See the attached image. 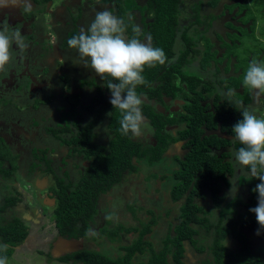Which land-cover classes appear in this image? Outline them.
<instances>
[{
	"label": "flooded vegetation",
	"instance_id": "af4514ba",
	"mask_svg": "<svg viewBox=\"0 0 264 264\" xmlns=\"http://www.w3.org/2000/svg\"><path fill=\"white\" fill-rule=\"evenodd\" d=\"M205 1L203 0V2ZM135 2L143 4L146 3V0H135ZM187 2V0H183V4L180 7V27L184 28L185 25H188L191 31L197 28L204 34L212 45L210 51H216L215 58H220V63L216 67L214 62L211 61L210 65L204 69L198 60L195 59L192 63H183L178 69H170L172 65L176 64L180 52L185 49L182 36L179 32L177 33L176 44L173 48L175 56L168 60L162 71L151 77L149 83L145 85L144 93L141 94L144 106L147 110L160 116L163 127L157 131V127L152 119L142 111L143 117L147 122V127L145 128L148 132L146 134L147 138H134L131 136L133 142L138 143L142 149L156 147L158 145V137L163 136L166 146L160 153V160L152 159L151 161V158L146 156H132L134 168L132 170H125L119 182L98 196L96 202L97 212L91 222L88 233L89 238H64L55 233L51 244L58 239L63 240L65 243V248H62L61 245H56L58 253L62 249L67 250L66 246H70L68 249L71 248L70 250H73L76 243H80L81 248H87L88 240L102 237L99 230L104 226L107 225L110 228L117 226H111V221L107 218L104 225L99 226L98 232H95L92 223L100 214L101 201L107 195L115 193L118 188L121 190L120 195L126 200L127 211L133 215L130 210L131 206H133L136 214H138L139 211L141 212L145 209V200L157 201L158 198L151 194L152 184H150V179L153 178L154 174V180L158 177L166 179L170 177L172 184L175 182L172 171L178 168L179 160H184L185 155L194 145V136L191 133H195V127L193 126L194 128L190 130L187 121L184 119L186 114L189 113V110H186V108L191 109L193 107L197 109V116L205 119L199 125L201 132L199 131L198 140L212 138L211 141L215 142V144H206L208 148L206 152L210 155H216L217 158L224 155L223 161L229 163L230 166L234 165V175L230 176L227 174L226 176L230 186L220 180V187L222 189L220 193L224 194L226 198H230V200L233 197H239L243 202L248 200V185L240 186L238 184V188H244L247 191L246 193H248L247 195L240 193L228 197L227 192H225V190L232 187L231 183H237L240 175L244 177L252 176L247 167L241 166V169L237 168V164L234 162V153L242 145L233 139V124L225 123L221 117L228 114L223 111H226L229 106L236 108L237 113H240L241 106L246 108L254 107L255 109L260 100L257 98L258 93L251 89V100H244L245 98L240 97L244 93L243 83H240L238 87H234L231 85L233 83L230 79L224 81L222 79L232 76L242 78L249 63L252 61L253 55L258 54L257 60L261 62L264 52L256 53L255 47L257 45H254L253 50L245 47L249 51H254V53L251 54V58L247 56V63H244L242 68L239 69L235 65L237 61L235 54L241 51L237 49L243 48L240 39L241 37L251 35L245 33L239 34V38L236 39V47L227 48L222 44L226 42L232 46L229 35L238 32V28L249 30L252 23H255L254 36L252 37L254 39L258 38L255 35V30L257 22L264 21V16H262L264 5L261 6L263 8L255 9L251 0H235L232 3L220 0L215 7H211L205 2L199 12L201 23L196 24L194 11L191 10L195 0H190V5ZM237 2L246 6L241 12H238L239 8L237 6L232 8L231 11L227 8L229 5ZM29 6L30 10H26ZM103 10H108L117 16L114 11V0H109L108 2L103 0H18L16 5L9 4L7 7H0V25L8 24L9 30H19L28 45L21 53L16 48V45L13 44V62L7 65L4 71L0 72V142H4L9 146L15 155V169L20 164L18 148L22 141L27 142V154L30 157V162L26 172L28 176H32L31 180L37 184L36 189H42L38 182H41L39 180L42 178V180H46L45 178H47V185L44 187L49 189V195L45 196V198L51 200L52 203L46 204V207L48 209L51 208L50 211L53 213L54 218L52 222L54 223V228L56 198L53 196L52 188L55 187V177L66 174L68 178L75 180L89 167V159L85 156L88 151L86 149L89 147L87 148L83 140L88 142L90 139V144L109 151L110 144L116 139L115 133L109 127L110 113L113 109L110 106L106 111L104 110L107 107L105 101L109 102L111 96L110 90H106L105 82L95 72L84 71L83 75L81 74L79 80L76 82L75 89L72 85V78H70L71 73L65 71L71 62V51L77 52L76 49L69 48L67 45L70 35L73 32H80L81 29L78 26H80L82 19H86L88 23L86 25L87 28L94 19L95 12ZM151 16V13H145L147 20ZM134 23L142 27L141 24L135 21ZM229 23L233 27L228 25ZM200 45L204 46L205 41H201ZM257 47H264V44ZM220 49H222V52H220ZM240 54L245 55L243 52ZM261 63H264V60ZM77 76L76 78H78ZM177 78L180 80L179 86L175 83ZM200 80H206L210 87H206L204 91H201L202 83L199 82ZM195 81H197L196 86H193ZM165 86L166 88H164ZM230 89L235 92L232 97V103H229V97L226 95ZM80 91L85 95V98L79 97ZM237 93H240V96H237ZM195 102H198L199 106L195 107ZM261 102L264 105V100H261ZM63 113H71L74 118L72 119L70 116L67 122L61 121L60 117ZM25 119L29 120L27 124H24ZM60 123L68 127V130L64 133H56L52 137L50 132L47 133L45 131V125H49L50 128L54 127L57 130ZM101 128L105 130L103 134L99 132ZM56 135H64L67 140L66 144H59V141L56 140ZM61 150L65 151L60 158L61 164L54 167L55 158L51 154H56ZM47 161L49 162V170L46 168ZM149 162L153 163L150 164ZM167 162H171L173 165L171 172L161 175L158 170L166 167ZM32 165L35 166V170L30 173ZM144 165L152 167L154 169L153 172L148 174H146L147 172H143ZM12 174H14L13 171ZM133 176H137L138 178L143 177L142 180L139 179L137 185L132 186L135 192L134 200L131 198L133 197L132 187L130 189L121 187L124 181H128V178ZM49 179H51V183H48ZM14 182L15 180L13 179L12 185H14ZM171 186L168 191L170 200L174 203L181 201L180 208L185 199L181 198L174 201L170 193ZM127 193L130 195L129 197ZM208 200L211 201L210 198L203 200L196 199L199 204L203 205ZM236 208L237 210H244L245 207L239 205ZM213 214L216 217L218 212L216 214L213 212ZM175 225H169L167 230L169 227L173 229ZM244 227L254 229L255 240L249 241L250 235L244 231ZM241 230L243 236L253 246L256 243L261 244L264 241L263 233L259 236L260 238L256 237L253 225L248 226L246 223L241 227ZM166 235L167 233L165 232L162 243ZM124 238L122 234V242ZM162 243L159 245L160 247ZM188 251H192L194 253L193 256L189 255ZM199 254L188 249L183 260L184 264H190V262L197 259ZM203 259L198 260V264H201Z\"/></svg>",
	"mask_w": 264,
	"mask_h": 264
},
{
	"label": "trees",
	"instance_id": "16d2710c",
	"mask_svg": "<svg viewBox=\"0 0 264 264\" xmlns=\"http://www.w3.org/2000/svg\"><path fill=\"white\" fill-rule=\"evenodd\" d=\"M103 1L108 2L109 0ZM219 1L206 0L205 2L209 6L215 7ZM205 2L195 0L193 7H191V10L194 11L196 24L201 23L199 12ZM251 2L255 9L263 8L261 6L264 5V0H251ZM182 4L183 0H146V3L143 4H137L135 0H114L115 14L118 18L124 19L127 26L126 38L133 36L132 28L135 21L142 25L140 28L143 35L139 38L143 41L146 36H150L152 46L162 48L168 58L164 65L157 64L155 67H145L143 75L146 84L149 83L153 75L164 69L168 60L175 56L173 48L176 44L178 32L182 36L185 49L180 52L176 64L172 65L170 69H178L183 63H192L195 59L204 69L210 65L211 61L214 62L216 67L220 63V58H215L216 51H210L212 45L204 34L197 28L191 31L188 25H185L184 28L180 27L179 15ZM235 6L239 8L238 12L246 7L237 2L227 8L231 11ZM145 13L152 14L151 18H148L149 20H147V17L145 18ZM129 14H131V19H129ZM262 16H264V13ZM228 25L232 26L230 23ZM254 27L255 23L251 24L249 30L238 28V32L229 35L232 46L226 42H223L222 45L227 48L236 47V39L239 38V34L245 33L254 36ZM76 34L78 33L73 32L70 38ZM201 41H205L204 46L200 45ZM255 52H264V47L256 46ZM257 58L258 54H254L252 60H257ZM247 59H245V63H247ZM242 78L232 76L227 79L223 78L222 81L230 79L233 83L231 85L238 87L240 83H243ZM110 80L111 77H106L103 80L108 91L107 84ZM196 82L193 83V86H196ZM199 82L202 83L201 91H204L206 87H210L206 80H200ZM146 84L137 86L138 95L144 93ZM242 85L244 93L241 96L240 93L236 95L250 101L252 97L250 89L244 84ZM105 105L107 106L104 108L105 111L110 106L113 109L110 113L109 127L116 135V139L110 144L109 151L90 144V139L88 142L83 140L87 148L89 147L86 149L88 151L85 154L90 162L89 167L75 180H71L66 174L55 177V187L52 188L53 196L56 198L54 208L55 233L64 238H89L88 233L91 222L97 212L96 202L98 196L119 182L125 170L134 168L132 156H146L151 158V161L152 159L158 161L161 158L160 153L166 146L163 136H160L157 139L158 145L156 147L142 149L138 143L133 142L131 134L128 136L121 134L120 110L113 108L110 101H105ZM196 106H199L198 102H195ZM141 107L143 113L149 115L152 119L157 131L160 130L163 127L160 116L147 110L144 103ZM186 110H189V113L186 114L184 119L187 121L188 127L190 130L195 127V133H191L194 136V145L185 155L184 160H179L178 168L172 171L175 182L170 188L171 197L174 201L181 198L185 200L179 208V222L173 229L169 227L162 246L156 249L146 238V235L151 233V227L155 223L152 217L147 223L143 224L141 229L119 224L112 228L106 225L99 230L100 235L118 249L119 252L116 255L93 248L80 247L57 256L61 262L70 264H184L185 253L189 249L198 254L207 253L201 264H264V241L253 246L243 236L241 230V227L247 223L248 226L253 225L255 227L256 235L259 230L256 237L260 238L259 236L262 233L264 234V228H260L257 224L255 214L249 211L250 208L257 205L258 193L253 189L260 181L258 182L255 177L240 175L237 183L240 186L248 185V200L243 202L239 197H233L232 200L226 201L225 195L220 193L222 190L220 180L230 186L226 176L227 174L234 175V165L230 166L229 163L224 162V155L217 158L216 155H210L206 152L208 149L206 144H215V142L211 141L212 138L198 140L201 132L199 125L205 119L198 117L197 109L193 107L191 109L186 108ZM223 112L228 113L221 117L225 123L234 125L242 118L240 113H237L236 108L231 106ZM70 116L72 119L74 118L71 113H63L60 119L67 122ZM44 128L47 133H51L52 137L56 133H64L68 130V127L63 123L59 124L57 130L54 127L50 128L49 125H45ZM56 140L62 145L67 142L64 135H56ZM73 140L75 139L73 138ZM14 160L15 155L10 147L4 142H0V244L8 246L6 251L0 250V256H7V260L11 257L15 247L23 243L29 233V228L24 223L23 218L12 214V218L8 219L9 210L20 200L19 194L15 192L12 186L14 179L12 169L16 167ZM46 168L49 170L48 161L46 162ZM34 170L35 166L32 165L30 173ZM152 177L154 178L155 174ZM205 198H210L217 209L218 214L216 217L203 204L196 201V199L203 200ZM239 205L246 209L237 210L236 207ZM130 210L137 217L133 206L130 207ZM131 232H138L137 237L130 243H121L122 234ZM228 236L233 237L240 243L238 250H230L224 244L223 240ZM139 255H143L145 258L137 260L136 257Z\"/></svg>",
	"mask_w": 264,
	"mask_h": 264
},
{
	"label": "clouds",
	"instance_id": "9594fccd",
	"mask_svg": "<svg viewBox=\"0 0 264 264\" xmlns=\"http://www.w3.org/2000/svg\"><path fill=\"white\" fill-rule=\"evenodd\" d=\"M17 3L18 0H0V7ZM26 10H30V6ZM126 30L124 19L108 10L96 11L89 26L69 38L67 45L77 50L82 65L94 71L101 80L111 77L107 88L111 93V105L121 113L120 132L135 138L142 136L147 127L142 114V96L138 95L136 88L146 84L145 67L164 65L168 58L162 48L152 46L150 36L144 41L139 38L143 35L139 25L133 26L131 38H126ZM13 44L21 53L28 47L19 30H9L8 24L0 25V72L13 62ZM175 83L180 85L179 78ZM243 84L257 93L264 92V63L252 60ZM234 94L231 89L226 93L229 103L233 102ZM240 113L242 118L233 125L232 131L233 139L242 146L234 153V158L260 181L253 189L258 193L257 205L249 211L255 214L260 228H264V118L243 106ZM231 185L230 195L233 191ZM237 190L238 183L235 184V194ZM7 247L0 244V250L6 251ZM0 264H7V256H0Z\"/></svg>",
	"mask_w": 264,
	"mask_h": 264
},
{
	"label": "rangeland",
	"instance_id": "374dc122",
	"mask_svg": "<svg viewBox=\"0 0 264 264\" xmlns=\"http://www.w3.org/2000/svg\"><path fill=\"white\" fill-rule=\"evenodd\" d=\"M187 4L190 5V0H187ZM224 2H235V0H223ZM219 11V10H218ZM217 11V12H218ZM88 18V17H87ZM86 25H88L86 19L80 21V26H78L80 29L86 28ZM263 34V35H262ZM255 35L258 36V38H253L252 36H244L241 37L240 42L242 43L243 48H239L237 50H241L245 55H241L240 53L235 54L237 57V61L235 63L236 67L241 69L243 64L246 62L245 59L247 56L251 58V54L254 53L253 50L254 45L261 46L264 44V21H258L257 22V28L255 30ZM247 47V48H245ZM220 52H222V49H220ZM71 62L70 65L66 68L65 71H68L71 73L72 78V85L76 89V82L79 80L80 75L84 72H91L94 73L91 69L83 66V62L80 60V57L76 51H71ZM264 60V57H262L261 62ZM60 72H63L62 70H59ZM78 75V76H77ZM83 75V74H82ZM76 76L78 78H76ZM77 79V80H76ZM76 80V81H75ZM73 88V90H75ZM79 92V97L85 98V95ZM264 92H259L257 95V98L259 101V104L254 109V107L248 108L250 111H253L256 115H258L261 118H264V105L261 102V100H264ZM29 120L25 119L24 124L28 123ZM147 130V129H146ZM144 131V134L140 136L139 138H147V131ZM104 128H101L99 130L100 134L104 133ZM37 144V142H36ZM33 146V144H32ZM30 147V146H29ZM28 146L27 142H21L20 147L18 148V155H19V167L17 169L13 170V176H14V185L13 188L16 193L19 194L20 200L18 204L11 208L8 212V219L12 218V214H16L18 217L23 218L24 223L29 228V235L24 240L23 243H21L19 246H16L11 257L7 260V264H70L61 262L57 256H59L61 253H66V251H69L68 249L70 246H66V249H62L60 253H58V250L56 249V245H61L62 248H65V243L63 240H57L54 243L51 244V241L53 240V237L55 235V228L53 221V213H51L50 209L46 207V204L52 203L51 200H47L45 196L49 195V189L45 188L44 186L47 185V178L46 180H39L41 182H38L39 186L42 187V189H36L35 182L31 180L32 176L27 175V169L30 162V157L28 156ZM65 153L64 150L58 151L56 154H51V156H54V167H57L61 164L60 158ZM234 162L237 164V168L241 169V165L235 160ZM65 163V162H63ZM169 163V164H168ZM171 162H167V166L163 167L162 169H159L158 172L162 174H167L171 172L172 167ZM152 167L143 166V172H147L146 174L153 172ZM159 174V175H160ZM28 176V177H27ZM144 177V175H143ZM143 177L138 178L137 176L129 177L128 181H124L121 187H127L130 189V187L137 185L139 179L142 180ZM30 179V180H29ZM165 179V180H164ZM48 183H51V179H49ZM150 184H152V192L151 194L156 196L158 199L157 201H149L145 200V209H143L141 212L137 214V217L134 215H131L127 211L126 208V200L123 198L122 195H120L121 190L118 188L115 193L112 195H107L102 201H101V208H100V214L96 219H94L92 226L94 227V231L98 232L99 228L104 225L106 222V219L109 218L111 221V226H115L118 224H122L125 227H136L138 229H141L144 223H147L152 217L155 220V223L151 227V233L146 235V238L149 242L152 243L154 248H160V244L162 243V238L165 232L167 233V228L170 225H175L178 223V214H179V206L181 204V201L178 202H172L170 200V197L168 195L169 187L172 184V179L168 177L162 178L158 177L154 180V178L150 179ZM233 191L230 195V189L225 190L227 192L228 197H232L235 195V184L236 182H233ZM133 197H131L133 200L135 198L134 189L132 187ZM244 188H238L236 194H245L247 195ZM127 196L130 195L127 193ZM226 201H229L230 198H226ZM45 200V201H44ZM207 210L213 211L215 214L218 212L216 209H214V205L211 203L210 200L206 201L204 203ZM212 212V213H213ZM168 224V225H166ZM100 226V227H99ZM244 231H246L249 235V241L255 240V233L254 229H249L247 227H244ZM172 233V232H171ZM138 235V232H131V233H124L123 237L124 240L123 244L129 243L133 241ZM88 246L87 248H93L97 249L102 252H110L118 253V249L114 247V245L109 244V242L104 237L95 238L94 240H88ZM120 243V244H121ZM225 245L230 250H238L240 247V243L231 237H227L224 241ZM71 244V243H69ZM80 243L74 244L73 250L80 248ZM64 246V247H63ZM60 247V246H59ZM72 251V250H70ZM117 251V252H116ZM52 252V253H50ZM189 255L193 256L192 251H188ZM207 253H201L197 256V259L193 257L192 262L190 264H198V260L203 259ZM145 257L143 255H139L136 257L137 260H142ZM135 260V259H134Z\"/></svg>",
	"mask_w": 264,
	"mask_h": 264
},
{
	"label": "water",
	"instance_id": "95a60500",
	"mask_svg": "<svg viewBox=\"0 0 264 264\" xmlns=\"http://www.w3.org/2000/svg\"><path fill=\"white\" fill-rule=\"evenodd\" d=\"M73 243V242H72Z\"/></svg>",
	"mask_w": 264,
	"mask_h": 264
}]
</instances>
